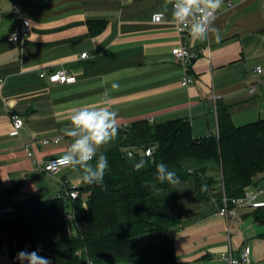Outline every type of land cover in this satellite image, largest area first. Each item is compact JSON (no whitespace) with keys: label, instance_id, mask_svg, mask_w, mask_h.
<instances>
[{"label":"crops","instance_id":"0c3cea01","mask_svg":"<svg viewBox=\"0 0 264 264\" xmlns=\"http://www.w3.org/2000/svg\"><path fill=\"white\" fill-rule=\"evenodd\" d=\"M164 3L0 0V204L40 194L57 197L66 186L82 183L69 167L55 173L42 168L71 142L43 139L61 136L77 108L108 107L118 113V126L140 118H182L195 136L218 132L214 94L237 125L264 118V73L254 71L264 66V0H224L213 24L219 40L216 33L193 39L187 31L184 42L197 53L186 69L193 78L189 84L182 83L185 69L171 51L181 42L171 12L160 22L152 19ZM23 17L30 18L32 32L19 42L8 41ZM90 20H103L105 26L92 33ZM58 68L76 80L56 83L40 75ZM113 83L120 87L113 90ZM12 113L25 120L17 135L11 133ZM29 142L34 156L26 149ZM251 187H264V173ZM263 215L264 207H237L229 217L209 209L176 231L177 256L188 264H229L224 253L247 244L252 264H264V222L257 218Z\"/></svg>","mask_w":264,"mask_h":264},{"label":"trees","instance_id":"16d2710c","mask_svg":"<svg viewBox=\"0 0 264 264\" xmlns=\"http://www.w3.org/2000/svg\"><path fill=\"white\" fill-rule=\"evenodd\" d=\"M88 24L92 33L105 26L103 20ZM217 116L218 132L204 136H195L182 118H140L118 126L119 135L98 152L109 164L103 185L78 186L76 233H68L63 197L35 195L17 202L13 214L0 216V253L5 247L11 256L39 249L52 264H188L175 250L188 201L217 211L223 194H243L264 173V118L237 125L221 102ZM151 145L153 154L145 155ZM129 148L134 156L127 154ZM142 159L147 164L136 171L134 163ZM162 162L179 183L156 180ZM257 218L264 222V215Z\"/></svg>","mask_w":264,"mask_h":264},{"label":"clouds","instance_id":"9594fccd","mask_svg":"<svg viewBox=\"0 0 264 264\" xmlns=\"http://www.w3.org/2000/svg\"><path fill=\"white\" fill-rule=\"evenodd\" d=\"M223 2L224 0H165L163 10L155 12L153 18L157 21L164 20L170 11L172 23L181 31L188 30L193 39L207 40L210 33H216L215 38L219 40L218 30L213 24ZM111 87L116 90L120 86L113 83ZM103 103L107 104V99ZM117 119L118 113L108 107H82L73 110L70 125L60 130L62 135L57 137V141L65 137L71 140L60 163L77 172L82 183L103 185L109 164L107 156L103 153L98 155V150L119 135ZM146 164L147 161L142 159L134 163V169L140 171ZM156 180L170 185L179 183L176 173L169 171L163 162L156 165ZM15 259L20 264H52L48 257L40 254L39 249L20 250Z\"/></svg>","mask_w":264,"mask_h":264},{"label":"built area","instance_id":"2783aa9c","mask_svg":"<svg viewBox=\"0 0 264 264\" xmlns=\"http://www.w3.org/2000/svg\"><path fill=\"white\" fill-rule=\"evenodd\" d=\"M218 14V11L216 15ZM153 21H157L153 18ZM162 21V20H161ZM32 22L29 17H23L21 22L15 26L7 35V39L10 42H19L23 40L24 38L28 37L30 33L32 32ZM178 28V27H177ZM188 30L181 31L178 28L179 36L181 42L177 45H175L172 48V53L177 59L180 64L185 69V75L183 77L182 83L183 84H189L193 81V78L188 75V71L186 69L189 67V65L192 62V58L196 56V52L192 50V48L184 42V38L186 36ZM13 36L15 37L13 39ZM87 52H84L82 55L85 56ZM254 71L257 73H264V66L262 64H258L255 66ZM42 77L48 78L52 82L56 83H68V82H74L76 80L75 74L70 73L65 68H58L55 70H52L50 72L43 71L40 74ZM4 80L0 79V84H3ZM255 86H252L251 90H254ZM219 95L214 94L212 97V102L215 104V107L217 106V102L219 100ZM11 121L13 125L12 134H18L20 131V128L23 127L25 124L24 118L18 114V113H12L11 114ZM130 123L125 122L122 126L126 127ZM51 141L58 142L57 137L55 138H44V143H49ZM33 147V142H29L26 144V149L28 150V154L31 156H34L33 149H30ZM155 150V145L148 146L143 150V153L145 155L151 156ZM135 150L134 148H129L127 151V154L129 156H134ZM60 156H54L44 162L42 165V168L49 172V173H55L59 169L63 167V165L60 163ZM264 193V187H248L244 191L243 194L238 196H227L226 194H223L222 196V202L221 204H217V211L225 216H233L235 209L237 207H246L250 209H257L259 206H264V200L260 198V195ZM58 196L63 197L65 204H66V212H65V219L68 221V233L70 236L74 235L76 233V226H77V217H76V209L74 206V199L79 196V189L78 186H66L65 190L61 192ZM214 201H216L215 198H213ZM16 210L15 205H9L4 206L0 208V213H14ZM77 253L80 254V251L78 250ZM224 257L228 260L229 264H252V257H251V251L250 247L245 244L243 245L237 253H234L233 250H229L224 253ZM15 259H12L10 256L9 248L5 247L4 250L0 253V263L1 264H15Z\"/></svg>","mask_w":264,"mask_h":264},{"label":"rangeland","instance_id":"374dc122","mask_svg":"<svg viewBox=\"0 0 264 264\" xmlns=\"http://www.w3.org/2000/svg\"><path fill=\"white\" fill-rule=\"evenodd\" d=\"M6 204H0V208L4 207ZM210 209V206H208L207 204L201 203V202H197L195 201H188V205L186 206V208L183 210L184 212V219L186 221L204 213L207 212ZM13 213H0V216H8L11 215ZM11 256V254H10ZM16 254L14 253L13 256H11L12 259H15ZM16 260V259H15ZM16 263L19 261H15Z\"/></svg>","mask_w":264,"mask_h":264},{"label":"water","instance_id":"95a60500","mask_svg":"<svg viewBox=\"0 0 264 264\" xmlns=\"http://www.w3.org/2000/svg\"><path fill=\"white\" fill-rule=\"evenodd\" d=\"M193 59V58H192Z\"/></svg>","mask_w":264,"mask_h":264}]
</instances>
